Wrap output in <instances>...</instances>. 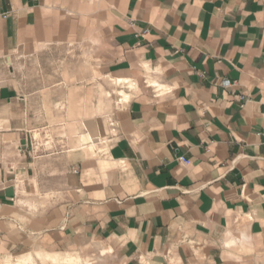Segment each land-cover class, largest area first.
I'll return each instance as SVG.
<instances>
[{"label":"crops","instance_id":"0c3cea01","mask_svg":"<svg viewBox=\"0 0 264 264\" xmlns=\"http://www.w3.org/2000/svg\"><path fill=\"white\" fill-rule=\"evenodd\" d=\"M0 81V264H264V0H0Z\"/></svg>","mask_w":264,"mask_h":264},{"label":"rangeland","instance_id":"374dc122","mask_svg":"<svg viewBox=\"0 0 264 264\" xmlns=\"http://www.w3.org/2000/svg\"><path fill=\"white\" fill-rule=\"evenodd\" d=\"M80 54L81 53L79 51L73 50L71 53V60L70 61L66 60V62L63 59L58 60L52 58L42 61L36 60L33 65L30 64L31 63L30 62L27 67L26 66L24 67V73L26 74V76L29 77V78L27 77L28 80L26 82L29 81L32 83H38V82L55 83L59 80H66L67 82H72V83L79 82L81 80L80 78H83L84 77L83 75L85 73V69L83 68V63ZM21 62L18 61V63L16 64V59L14 58L12 59L13 68L11 73L13 75L12 77L13 81H16V79H19L21 81L22 78ZM70 62L72 63V69L69 72V70L67 69V64H69ZM41 68L43 70L46 69L47 72L43 71L41 73L40 72ZM34 76L38 78H35ZM32 77H34L35 79L33 80ZM2 83L3 81H0V84ZM130 86L131 88L129 90H132L134 88L132 83L128 85H126L125 83L120 84V87H122L124 91L126 88L128 89ZM115 91H116L115 92L116 95H122V99H124L125 101H129V97L125 96L124 93H120V94L117 93V88L115 89ZM105 94L107 95V97L109 96L108 101L111 102L112 98L110 93H105ZM104 123L105 124L103 127L105 129V132H109L110 130H112V127H110L112 123L106 121ZM99 259H100L99 255L85 259L83 256L81 257L78 255H67V256L57 255L55 257H51L44 255L42 252H40L36 254L26 255L20 258L18 263H15L12 260L8 264H96Z\"/></svg>","mask_w":264,"mask_h":264},{"label":"built area","instance_id":"2783aa9c","mask_svg":"<svg viewBox=\"0 0 264 264\" xmlns=\"http://www.w3.org/2000/svg\"><path fill=\"white\" fill-rule=\"evenodd\" d=\"M179 161H180L181 163H183L184 165H186V166H188V165L190 164V161H189L188 159H185L184 157H181V158L179 159Z\"/></svg>","mask_w":264,"mask_h":264}]
</instances>
